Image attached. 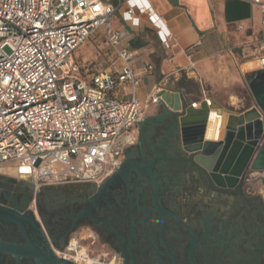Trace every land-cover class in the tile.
<instances>
[{
    "label": "built area",
    "instance_id": "2783aa9c",
    "mask_svg": "<svg viewBox=\"0 0 264 264\" xmlns=\"http://www.w3.org/2000/svg\"><path fill=\"white\" fill-rule=\"evenodd\" d=\"M249 2L260 13L254 69H264V0ZM117 12L130 27L147 20L165 49L176 46L149 0H0V174L12 169L11 175H26L39 190L98 185L119 167L124 150L137 141L138 123L158 97L156 86L144 99L137 94L136 56L125 41L127 31L114 28ZM100 30L113 59L107 68L82 73L75 52ZM125 83L130 96L121 100L116 91ZM58 255L121 264L77 242Z\"/></svg>",
    "mask_w": 264,
    "mask_h": 264
},
{
    "label": "flooded vegetation",
    "instance_id": "af4514ba",
    "mask_svg": "<svg viewBox=\"0 0 264 264\" xmlns=\"http://www.w3.org/2000/svg\"><path fill=\"white\" fill-rule=\"evenodd\" d=\"M157 135L142 148L137 137L123 166L98 185L35 190L26 175L0 174V207L20 215L0 218V242L70 260L58 252L79 233L121 264H264L261 171H248L233 189L199 182L161 156ZM0 264L37 262L0 249Z\"/></svg>",
    "mask_w": 264,
    "mask_h": 264
},
{
    "label": "crops",
    "instance_id": "0c3cea01",
    "mask_svg": "<svg viewBox=\"0 0 264 264\" xmlns=\"http://www.w3.org/2000/svg\"><path fill=\"white\" fill-rule=\"evenodd\" d=\"M149 1L165 20L176 40L175 47L165 49L147 20L141 19L138 26L130 27L118 12L114 15V28L127 31L125 41L135 52L133 68L140 78L138 96L146 98L153 86H156L155 95L162 88L178 91L190 106L191 120L196 124L202 123L203 119L214 123L216 108L238 114L254 107L252 97L246 99L236 89L243 86L246 73L252 75L256 69L243 70L242 64L246 61L232 51L240 43L241 35L255 42L260 37V13L249 0ZM254 54L259 55L257 46ZM190 64L194 70H188ZM146 65L153 68L146 69ZM129 93L127 83L116 91L121 100H127ZM209 99L213 103L210 104ZM204 101L205 113L201 108ZM158 111V104H150L145 116ZM1 172L14 174L12 169Z\"/></svg>",
    "mask_w": 264,
    "mask_h": 264
},
{
    "label": "water",
    "instance_id": "95a60500",
    "mask_svg": "<svg viewBox=\"0 0 264 264\" xmlns=\"http://www.w3.org/2000/svg\"><path fill=\"white\" fill-rule=\"evenodd\" d=\"M247 84L254 107L238 114L216 108V114L221 116L218 121L212 123L203 119L197 124L192 122V110L178 91L160 89L156 94L159 111L145 116L138 123V146L142 148L145 140L158 133L160 154H166L164 158L172 161L177 171H189L199 182L218 188H235L248 171H264V69H256ZM208 102L213 103L210 99ZM201 108L207 112L205 101ZM209 126L214 138H210ZM122 166L123 161L118 168ZM0 211V218L12 222L20 218L15 211L2 207ZM0 249L33 257L37 264H78L51 253L45 257L31 243L12 245L0 242Z\"/></svg>",
    "mask_w": 264,
    "mask_h": 264
},
{
    "label": "rangeland",
    "instance_id": "374dc122",
    "mask_svg": "<svg viewBox=\"0 0 264 264\" xmlns=\"http://www.w3.org/2000/svg\"><path fill=\"white\" fill-rule=\"evenodd\" d=\"M236 45L238 46H234L232 51L239 54L240 59L243 62L251 59H256L257 55L255 56L254 54L256 43L254 39L248 38L245 35H241L240 43ZM112 59V52L109 49L101 30L97 34L90 37L86 42H84L75 52V61L79 65L80 71L86 74L95 72L103 68H107L110 65ZM250 76L251 75L249 72L246 73L243 86L239 90L236 89L237 93L241 96H244L246 99L252 97L247 84L248 78ZM259 173L264 175V171H261ZM255 174H257V172ZM255 188L264 189L263 184L259 182L255 186ZM72 241L77 242V245L88 249L93 254L107 253L104 248H99L96 244L91 243V241H89L87 237L81 238V235L79 233L72 236L71 242ZM108 256L111 255L108 254Z\"/></svg>",
    "mask_w": 264,
    "mask_h": 264
},
{
    "label": "bare ground",
    "instance_id": "6f19581e",
    "mask_svg": "<svg viewBox=\"0 0 264 264\" xmlns=\"http://www.w3.org/2000/svg\"><path fill=\"white\" fill-rule=\"evenodd\" d=\"M257 65H258V62H257L256 59L247 60L244 64H242V69L243 70L253 69V68L257 67ZM220 117L221 116H219V115H215L214 116V120L218 121L220 119ZM208 133H210V135H211L210 138H214V136H213V129L210 128V126L208 127ZM6 170L7 169L5 168V169H2L1 171H6ZM11 173H14V170H12ZM74 242L75 241H72V243H74ZM84 250L85 249H81L80 252L83 253V252L86 251V250L85 251ZM73 261H75L78 264H93L92 258L90 256L86 259V261L84 263L81 262V260L79 258H77V257L75 259H73Z\"/></svg>",
    "mask_w": 264,
    "mask_h": 264
},
{
    "label": "trees",
    "instance_id": "16d2710c",
    "mask_svg": "<svg viewBox=\"0 0 264 264\" xmlns=\"http://www.w3.org/2000/svg\"><path fill=\"white\" fill-rule=\"evenodd\" d=\"M98 71V70H97ZM96 72V71H95Z\"/></svg>",
    "mask_w": 264,
    "mask_h": 264
}]
</instances>
